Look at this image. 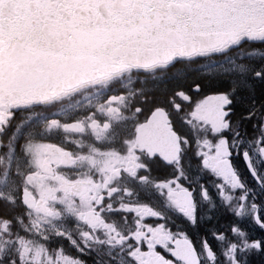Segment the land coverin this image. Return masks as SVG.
I'll return each mask as SVG.
<instances>
[{
	"label": "snow or ice",
	"instance_id": "snow-or-ice-1",
	"mask_svg": "<svg viewBox=\"0 0 264 264\" xmlns=\"http://www.w3.org/2000/svg\"><path fill=\"white\" fill-rule=\"evenodd\" d=\"M39 2L48 11L29 39L37 47H51L44 32L49 22L59 23L55 9L64 8L66 0ZM28 7L27 0H0V33H16L17 14ZM123 7L128 10L119 22L146 35L156 31L190 37L195 30L207 42L187 50L182 47L159 61L164 69H174L170 79L192 81L187 89L179 87L168 97L192 136L176 129L167 108L151 109L144 124L161 118L155 155L168 172L153 176L152 168L144 166L139 182L141 187L150 185L146 195L151 199L140 201L138 192L127 193L137 203L117 209L126 213L121 217L125 223L127 214L133 218L126 233L101 220L115 233L107 241H98L110 245L109 260L103 264H250L252 255H264V237H254L241 226L251 221L264 232V0H134ZM16 46L15 36L10 35L9 51ZM185 64L195 68L185 71ZM209 88L213 90L206 91ZM184 105L189 106L186 114ZM16 107L15 100L0 102V150H7L9 167L19 127L10 130L7 141L3 137ZM4 176L6 180L7 171ZM107 207L111 209L112 204ZM220 209L234 218L231 225L226 230L210 227L207 234L202 232ZM21 243L24 250L19 256L0 257V264H24L33 249L31 241ZM77 251L90 256L96 249L86 240ZM42 253L47 255V250L35 249V264H40ZM61 262L86 264L70 255H59L57 264ZM93 264H101L98 254Z\"/></svg>",
	"mask_w": 264,
	"mask_h": 264
},
{
	"label": "flooded vegetation",
	"instance_id": "flooded-vegetation-1",
	"mask_svg": "<svg viewBox=\"0 0 264 264\" xmlns=\"http://www.w3.org/2000/svg\"><path fill=\"white\" fill-rule=\"evenodd\" d=\"M132 71L88 83L46 102L26 100L13 109L3 139L7 141L10 130L19 127L16 152L9 167L7 150H0V178L5 179V170L8 177L11 172L17 177L19 202L24 207L20 214H29L37 248L46 249L56 237H63L76 248L84 247L87 240L96 252L86 257L95 259L98 254L101 264L108 261L110 245L98 241H107L115 233L101 225V220L126 233L133 226V218L127 214L125 223L121 217L126 213L117 209L122 204L137 203L136 197L127 193L138 192L140 201L151 199L146 195L150 185L145 182L147 186L141 187L139 182L144 166L152 168L153 176L168 172V166L155 155L161 121L150 128L144 124L151 109L167 108L176 129L191 139L190 130L181 123V113L168 103L166 84L158 90V84L150 81L152 71H135L126 77ZM137 107L143 111L137 113ZM183 107L186 114L189 106ZM25 192L33 197L34 209L25 206ZM233 220L220 209L202 232L207 234L210 227L226 230ZM241 226L254 237H264L251 221ZM250 264H264V255H252Z\"/></svg>",
	"mask_w": 264,
	"mask_h": 264
},
{
	"label": "water",
	"instance_id": "water-1",
	"mask_svg": "<svg viewBox=\"0 0 264 264\" xmlns=\"http://www.w3.org/2000/svg\"><path fill=\"white\" fill-rule=\"evenodd\" d=\"M133 2L66 0L64 8L55 9L59 23L49 22L44 32L51 47H37L29 37L48 9L41 7L39 0H27L29 7L25 13L17 14L16 33H0V102H46L88 83L102 81L98 78L116 71L103 81L127 71L146 72L145 67L154 71L163 68L159 61L166 55L207 42L195 30L190 37L156 31L146 35L145 31L121 24L119 18L128 10L123 5ZM112 4L116 6L109 7ZM5 15H9L7 9ZM10 35L16 38L14 51L7 47ZM118 66L124 69L120 72ZM160 121L158 117L147 128ZM23 201L27 208H35L29 192H25Z\"/></svg>",
	"mask_w": 264,
	"mask_h": 264
},
{
	"label": "trees",
	"instance_id": "trees-1",
	"mask_svg": "<svg viewBox=\"0 0 264 264\" xmlns=\"http://www.w3.org/2000/svg\"><path fill=\"white\" fill-rule=\"evenodd\" d=\"M247 51L248 49H245V54ZM184 68L185 71H189L190 69H194L195 65L185 64ZM173 71L174 69L169 67L167 69H156L151 72L154 78L150 81L158 84V90L162 89L161 84H166L167 96H170L173 91L179 87L187 89L188 84L192 82L191 80L183 81L180 79H170ZM136 73L137 72L132 71L127 74L126 77ZM165 81H168V83H165ZM212 90L211 88L206 89V91ZM5 172L6 170L4 174ZM0 180L5 181L3 184H0V248L3 249V251H0V257L19 256V248L22 244L21 241H31V245L37 247L36 238L35 234L32 232L29 214H20L21 209H24V207L19 202V181L17 177L11 172L6 180L2 178H0ZM68 242L69 241L65 240L63 237L52 238L50 246L45 245L46 250L53 257L70 255L73 258L80 257L86 261V264H93L94 259L82 255L73 244H68ZM61 249L62 252L60 251Z\"/></svg>",
	"mask_w": 264,
	"mask_h": 264
},
{
	"label": "rangeland",
	"instance_id": "rangeland-1",
	"mask_svg": "<svg viewBox=\"0 0 264 264\" xmlns=\"http://www.w3.org/2000/svg\"><path fill=\"white\" fill-rule=\"evenodd\" d=\"M29 247H31L33 249V251L28 254V258L25 259L24 264H35V261L32 259V257H34L35 249L37 247H35L33 245H29ZM23 250H24L23 245L21 244V246L19 248V252H22ZM57 261H58V256L57 257H51L48 254L47 255H44L43 253L41 254L40 264H57ZM61 264H62V262H61Z\"/></svg>",
	"mask_w": 264,
	"mask_h": 264
},
{
	"label": "bare ground",
	"instance_id": "bare-ground-1",
	"mask_svg": "<svg viewBox=\"0 0 264 264\" xmlns=\"http://www.w3.org/2000/svg\"><path fill=\"white\" fill-rule=\"evenodd\" d=\"M117 68H121V67L118 66ZM123 69H124V68H121V69H120V72H121ZM116 72H118V71H116ZM116 72H115V73H116ZM115 73L109 74V75H107V76L99 77L98 79H99V80H103V79H105L106 77H109V76H111V75H113V74H115ZM37 101H38V100H37Z\"/></svg>",
	"mask_w": 264,
	"mask_h": 264
}]
</instances>
